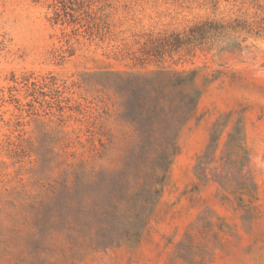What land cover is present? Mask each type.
I'll return each instance as SVG.
<instances>
[{
    "label": "rangeland",
    "instance_id": "obj_1",
    "mask_svg": "<svg viewBox=\"0 0 264 264\" xmlns=\"http://www.w3.org/2000/svg\"><path fill=\"white\" fill-rule=\"evenodd\" d=\"M252 1L0 0V222L8 225L20 198L58 176L64 136L88 146L94 137L101 147L99 138L109 143L112 132L108 159L124 157L130 129L119 118V99L106 87L105 73L144 69L136 57L149 34L207 17L226 20L251 9ZM242 47L167 62L198 70L201 85L211 82L182 128L181 151L137 246L78 252L48 225L16 221L9 227L15 224L30 239L22 241L18 232L0 238V264H195L192 258L196 264H264V38L251 37ZM229 113L216 157L241 120L244 173L258 190L251 216L235 209L234 196L223 200L217 182L194 173L214 123Z\"/></svg>",
    "mask_w": 264,
    "mask_h": 264
},
{
    "label": "trees",
    "instance_id": "obj_2",
    "mask_svg": "<svg viewBox=\"0 0 264 264\" xmlns=\"http://www.w3.org/2000/svg\"><path fill=\"white\" fill-rule=\"evenodd\" d=\"M251 3L254 10L249 7L226 20L207 17L182 30L149 34L136 57L144 69L107 71L105 85L118 97L119 118L130 129L124 157L116 163L108 159L115 139L112 132L109 143L99 138L101 147L94 137L88 146L64 136L58 176L18 200L20 205L8 212L9 224L0 222V238L18 232L22 241L30 239L15 224L9 227L17 221L28 227L30 223L48 225V230L64 237L78 252L137 246L181 151L182 128L196 113L205 86L211 82L207 79L201 85L198 70L178 69L167 62L175 56H194L199 50H242L249 38H264V5L259 0ZM149 65L156 68L146 69ZM232 115L214 123L194 173L201 181L217 182L223 200L231 201L234 196L235 209L251 216L258 190L253 178L244 173L248 151L241 120L229 132L223 155L216 157ZM20 245L28 248V244ZM25 256L23 252L21 263ZM191 263L198 261L192 258Z\"/></svg>",
    "mask_w": 264,
    "mask_h": 264
}]
</instances>
